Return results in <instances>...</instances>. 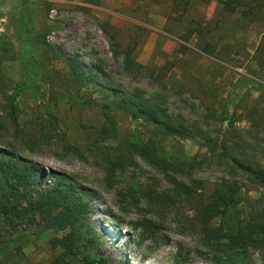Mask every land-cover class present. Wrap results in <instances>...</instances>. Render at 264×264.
<instances>
[{
    "label": "rangeland",
    "instance_id": "374dc122",
    "mask_svg": "<svg viewBox=\"0 0 264 264\" xmlns=\"http://www.w3.org/2000/svg\"><path fill=\"white\" fill-rule=\"evenodd\" d=\"M222 1L0 0V149L75 181L93 207L94 253L112 264H175L179 248L192 260L185 264H212L199 259L208 253L197 247V237L181 233L174 216L160 222L142 199L135 206L121 203L120 191L162 193L173 186L139 157L136 167L108 179L104 166L119 153L118 139L137 145L156 140L169 160L195 158L201 164L176 178L200 182L198 194L205 198L229 177L202 134L216 143L245 140L246 153L264 167V0L248 17L244 7L226 12ZM70 58L83 64L88 80L71 72ZM128 60L140 67L125 68ZM97 84L114 94L107 112L118 139L98 135L105 102ZM134 96L160 107V118L177 133L154 138L149 119L122 101ZM68 145L79 146L81 155L66 152ZM239 180L242 203L214 226L233 231L264 205L260 189ZM179 208L190 206L182 201ZM140 220L161 224L156 243L142 242L131 229ZM54 236L38 226L12 234L0 226V264H49L60 252L49 245ZM250 253L260 263L258 252Z\"/></svg>",
    "mask_w": 264,
    "mask_h": 264
},
{
    "label": "trees",
    "instance_id": "16d2710c",
    "mask_svg": "<svg viewBox=\"0 0 264 264\" xmlns=\"http://www.w3.org/2000/svg\"><path fill=\"white\" fill-rule=\"evenodd\" d=\"M177 5V0H169ZM260 0H223V9L234 13L244 7L248 17L253 9H261ZM250 11V12H248ZM207 53V51H206ZM134 64L128 60L126 67ZM69 67L78 79L88 80L85 68L76 58L69 59ZM84 84L86 82H75ZM98 96L105 104L103 108L104 125L98 135L101 138L118 139L114 123L107 112L114 95L111 91L100 88L97 84ZM124 104L135 109L137 115L146 116L152 124L149 131L153 137H169L177 133V128L162 120L160 107L150 100L140 96L124 97ZM98 103H96L97 105ZM10 115L15 120L16 108L14 101L8 102ZM132 114V117H138ZM264 113V107H263ZM47 116H50L46 112ZM232 127V123L230 124ZM235 129V128H234ZM211 154L216 155V163L229 177L216 186L206 198L198 194L202 184L193 181L190 185L179 181L177 176H188L195 170L198 163L195 158L177 157L169 160L161 155L157 141L148 140L144 145H137L118 139L119 153L114 158H107L104 166L108 179L114 176L116 170L136 167V158L151 166L173 186L168 192L158 193L154 188H143L140 192L120 191L118 198L121 203L135 206L142 199L144 206L158 213V221L163 222L166 216H174L180 225L183 235H194L198 238L197 247L208 253V257L199 256L203 261L212 264H264V205L256 214L242 217L235 230H227L223 224L214 226L213 222L231 216L242 203L241 190L244 187L239 179H244L249 185L260 189V200L264 202V167L259 165L246 153L250 143L245 140L217 141L209 136H200ZM99 139V138H97ZM106 139V138H105ZM29 147V146H28ZM79 146L68 145L65 151L76 156L80 154ZM189 204L188 210L180 212L179 203ZM91 204L84 198L75 181L69 176L46 173L43 168L32 162H27L19 154L0 149V226L9 234L16 233L20 227L38 226L41 231H53L55 236L49 240L52 249L60 251L49 264H112L107 257L98 256L94 249L99 236L90 226ZM145 219V218H144ZM161 224L140 220L131 225L138 232L142 242L156 243L157 233ZM61 233L60 236L56 235ZM250 249L258 252L260 263H257ZM179 248L174 256L175 264L190 263Z\"/></svg>",
    "mask_w": 264,
    "mask_h": 264
}]
</instances>
